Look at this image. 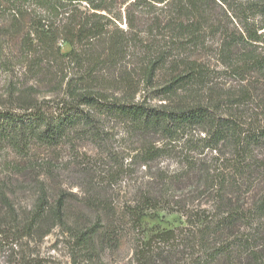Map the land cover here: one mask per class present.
Instances as JSON below:
<instances>
[{
    "label": "trees",
    "instance_id": "1",
    "mask_svg": "<svg viewBox=\"0 0 264 264\" xmlns=\"http://www.w3.org/2000/svg\"><path fill=\"white\" fill-rule=\"evenodd\" d=\"M124 6L125 31L117 27ZM231 11L237 32L227 25ZM149 13L151 40L133 32L135 16ZM0 18V71L16 62L33 82L6 83L0 154L23 158L34 147L75 149L84 140L99 146L114 123L136 146L126 165L109 153L117 165L106 176L134 167L145 176L119 209L88 187L79 213L68 211L63 191L51 200L42 188L21 212L0 190L5 264H55L29 248L55 229L67 234L70 264H105L129 235L134 264H264V0H0ZM164 30L160 46L154 39L167 38ZM208 36L219 37L221 70L194 58ZM216 75L252 89L225 94L211 84ZM259 83L256 113L248 103ZM42 85L54 94L36 97ZM170 157L176 171L153 165ZM170 206L182 212L181 226L146 224L175 215Z\"/></svg>",
    "mask_w": 264,
    "mask_h": 264
},
{
    "label": "rangeland",
    "instance_id": "2",
    "mask_svg": "<svg viewBox=\"0 0 264 264\" xmlns=\"http://www.w3.org/2000/svg\"><path fill=\"white\" fill-rule=\"evenodd\" d=\"M126 6L120 8L121 21L117 23L120 30H127ZM233 15V12H230ZM144 15L141 17L135 16V27L133 32L139 33L140 36H145L148 40L152 39V35L148 32L150 27L154 28L153 15ZM230 18L227 20V25L230 31H236L238 23L236 19ZM164 18V17H163ZM236 18V17H235ZM4 18H0V24H4ZM161 24L165 25L166 20ZM139 30L143 31L141 34ZM159 32L154 30L152 34ZM165 32V30H164ZM163 32V33H164ZM166 33V32H165ZM158 34V33H157ZM169 32L166 33L167 38L158 36L160 46L165 45L166 39L169 37ZM215 38L208 36L206 39V49L201 48L196 53L194 58H197L202 63L209 65L212 69L221 70V65L217 47L218 41ZM5 46V51L8 50ZM260 46V44H259ZM61 51L65 54L69 52V46L61 43ZM133 50L129 51L124 65L132 67L135 62L132 57ZM24 67L14 63L12 71H0V100H5L7 92V82H13L17 88H24L33 84L32 80L27 81V77L23 76ZM217 90L231 96L239 95L242 90L252 89L250 83L239 82L228 75H216L215 80L211 83ZM258 91V99L250 100L248 109L251 112L260 113V83L256 85ZM255 86V87H256ZM53 87V85H52ZM51 86L36 87V97H50L54 92ZM34 96V97H35ZM154 104L156 101L153 102ZM243 109V108H242ZM108 139L102 145H96L92 141H83L72 149L70 145H61L53 150H40L34 147L29 154L21 158L9 150H5L0 154V190L5 191L6 196L14 204L18 211L29 210L34 204L40 189L44 188L47 191L51 200L60 192L66 193L68 211L71 213L80 212V198L81 193L88 187L96 190L99 195L107 199V201L115 208L119 209L121 206L129 202L134 196V192L141 182L145 179L144 169H137L134 167L128 171H123L120 175H108L107 170L111 168L115 162L107 156L109 153L116 157L119 163L123 160L126 165L132 150L135 148L134 139L126 137L125 131L121 126L114 123L107 125ZM231 158V155H227ZM120 164V163H119ZM117 165V164H116ZM156 168H166L168 171L177 170V159L173 157L164 158L153 164ZM86 168L85 170H82ZM89 171V172H86ZM113 174L117 169L113 167ZM80 197V198H79ZM182 198H185L182 196ZM189 199V197H188ZM207 198L204 197L200 202H204ZM1 210V204H0ZM168 211L176 212L175 215H167L161 219H146V224L151 227L153 225L160 228H175L181 226L180 216L177 206L168 207ZM88 215V214H87ZM67 234L59 229L53 230L48 236L43 238L38 243L29 244L30 249H34L40 257L55 264H70L69 247L67 246ZM118 247L114 250L106 252L104 255L105 264H134L132 256V242L130 235L121 240ZM5 252L0 254V264L7 262V257L11 255L8 247H5Z\"/></svg>",
    "mask_w": 264,
    "mask_h": 264
}]
</instances>
